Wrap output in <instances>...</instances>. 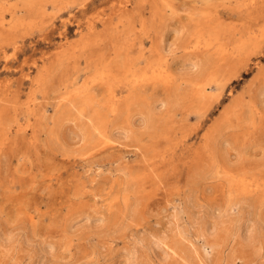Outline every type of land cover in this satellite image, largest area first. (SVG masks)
Instances as JSON below:
<instances>
[{
	"label": "rangeland",
	"instance_id": "rangeland-1",
	"mask_svg": "<svg viewBox=\"0 0 264 264\" xmlns=\"http://www.w3.org/2000/svg\"><path fill=\"white\" fill-rule=\"evenodd\" d=\"M0 23V264H264V0H0Z\"/></svg>",
	"mask_w": 264,
	"mask_h": 264
},
{
	"label": "bare ground",
	"instance_id": "bare-ground-1",
	"mask_svg": "<svg viewBox=\"0 0 264 264\" xmlns=\"http://www.w3.org/2000/svg\"><path fill=\"white\" fill-rule=\"evenodd\" d=\"M0 28L3 30V29H4V24H1V23H0ZM243 43H244V42H243ZM246 43H247V41H246ZM240 44H241V43H240ZM102 74H103V73H102ZM202 88L204 89L203 86H202ZM196 90H197V89H196ZM205 90H206V89H205ZM200 97H201V96H200ZM204 97H205V96H204ZM108 140H109V139H108ZM108 142H109V141H108ZM108 142H107V143H108ZM192 170L194 171V170H196V169H193V168H192ZM194 172H195V171H194ZM190 174H191V173H190ZM191 177H192V176H191ZM241 202H242V201H241ZM242 203H243V202H242ZM189 204H190V203H189ZM238 204H239V203H238ZM229 211H230V210H229ZM222 217H223V216H222ZM241 217H242V216H241ZM219 219H220V218H219ZM237 220H238V219H237ZM239 220H240V219H239ZM239 220H238V221H239ZM250 221H251V220H250ZM250 221H249V222H250ZM229 222H230V221H229ZM245 222H246V221H245ZM247 222H248V220H247ZM247 222H246V223H247ZM249 222H248V223H249ZM221 223H222V222H221ZM238 223H239V222H238ZM238 223H236V224H238ZM246 223H245V224H246ZM248 223H247V225H248ZM250 223H251V222H250ZM174 224H175V223H174ZM225 224H226V223H225ZM241 224H242V223H241ZM241 224H239V225L236 227V231H235V232H237V234L240 235V236L242 237V239L244 238V240H245V239L247 240V239L251 238L254 234L251 236V228H250V226L248 227V226H246L244 223H243L242 225H241ZM229 225H230L229 228L231 229V224H229ZM233 225H234V224H233ZM251 226H252V225H251ZM211 227H212V226H211ZM214 227H215V226H214ZM221 227H222V226H221ZM221 227H220V228H221ZM218 228H219V227H218ZM220 228H219V229H220ZM222 228H223V227H222ZM211 229H212V228H211ZM216 229H217V228H216ZM230 229H227V231L230 230ZM232 229H233V227H232ZM186 230H187V229H186ZM252 230H253V229H252ZM182 231H183V230H182ZM187 231H188V230H187ZM187 231H184V232H181V231H180V232H179L180 237L183 235V233L185 234V232H187ZM231 231H232V230H231ZM209 232H210V231H209ZM223 232H224V231H223ZM206 234H207V233H206ZM206 234H204V235L206 236ZM219 234H220V233H219ZM255 234H256V236H257V233H255ZM221 235H222V234H221ZM226 236H227V234H226ZM254 236H255V235H254ZM258 236H259V235H258ZM199 237H200V236H196L195 239L198 240ZM230 237H231V236H230ZM234 237L236 238L237 236H234ZM234 237L232 236L233 239H235ZM238 237H239V236H238ZM201 238H202V237H201ZM201 238H200V239H201ZM262 238H263V237H262ZM195 239H194V240H195ZM200 239H199V240H200ZM204 239H205V238H204ZM237 239H238V238H237ZM256 239H257V238H256ZM258 239H259V238H258ZM224 240H225V239H224ZM224 240H223V241H224ZM227 240H228V239H227ZM240 240H241V239H240ZM246 240H245V241H246ZM261 240H262V239H261ZM160 241H161V240H158L156 243H155V242L152 243V244H153V247L158 246L159 243H160ZM220 241H221V240H220ZM241 241H242V240H241ZM252 241H253V239H252ZM162 242H163V241H162ZM227 242H228V241H227ZM235 242H236V241H235ZM247 242H249V241H247ZM258 242H259V241H258ZM191 243H192V242H191ZM197 243H198V242H197ZM229 243H230V242H229ZM240 243H241V242H240ZM243 243H244V242H243ZM245 243H246V242H245ZM254 243H255V242H254ZM140 244H141V243H140ZM152 244H150V246H152ZM252 244H253V243H252ZM192 245H193V243H192ZM221 245H222V244H221ZM223 245H224V244H223ZM225 245H226V244H225ZM248 245H249V244H247V246H248ZM227 246H229V245L227 244ZM234 246H235V245H234ZM242 246H243V248H244V245H241V246L239 245V248H240V247L242 248ZM206 247H207V249H208L209 246H208L207 244L201 245V250L203 251V249L206 248ZM217 247H218V246H217ZM232 247H233V246H232ZM249 247H250V246H249ZM214 248H215V247H214ZM227 248H228V247H227ZM260 248H261V247H260ZM229 249H230V248H229ZM234 249H235V248H234ZM256 249H257V248H256ZM232 250H233V249H232ZM252 250H253V248H252ZM259 250H260V249H259ZM225 251H226V250H225ZM228 251H229V250H228ZM250 251H251V250H250ZM254 251H255V249H254ZM230 252H231V251H230ZM236 252H237V250H236ZM236 252L234 251V253H236ZM209 253H210V251H209ZM220 253H221V252H220ZM255 253H257V252H255ZM258 253H259V252H258ZM258 253H257V254H258ZM176 255H177V254H176ZM229 255H230V254H229ZM231 255H233V254H231ZM231 255H230V257H231ZM253 255H254V253H253ZM230 257H229V258H230ZM237 257H238V255H237ZM225 258H226V257H225ZM229 258H228V259H229ZM223 259H224V258H223ZM232 259H233V256H232ZM228 261H229V260H228ZM235 261H236V259H235ZM235 261H234V262H235ZM230 262H232L231 259H230ZM223 263H224V262H223ZM227 263H228V262H227ZM230 264H231V263H230ZM232 264H233V263H232Z\"/></svg>",
	"mask_w": 264,
	"mask_h": 264
}]
</instances>
